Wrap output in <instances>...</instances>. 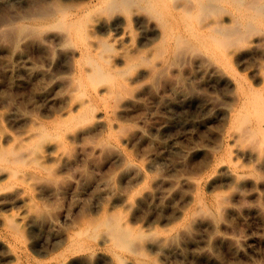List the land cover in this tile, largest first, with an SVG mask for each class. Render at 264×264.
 Returning a JSON list of instances; mask_svg holds the SVG:
<instances>
[{"label": "bare ground", "instance_id": "bare-ground-1", "mask_svg": "<svg viewBox=\"0 0 264 264\" xmlns=\"http://www.w3.org/2000/svg\"><path fill=\"white\" fill-rule=\"evenodd\" d=\"M35 8L18 19H6L0 35L14 48L34 44L47 64L62 54L67 57L68 72L55 78L65 105L49 120H31L22 135H13L6 143L0 135V177L5 176V182L14 179L30 187V179L44 178L50 167L44 163L43 146L59 137L55 141L61 150L53 155L62 160L68 145L64 128L93 120L99 108H104V115L98 114L97 121L108 117L100 145H118L113 119L124 103L132 102L133 73L142 66L152 86L167 87L185 99L201 96L204 82L225 89L229 102L224 133L209 151V165L215 169L211 180L224 176L235 184L245 181L246 175L238 170L240 164L234 161L236 153H264V0H36ZM28 72L36 82L48 75L39 65L30 66ZM245 143L249 147H242ZM117 156L132 165L120 148ZM136 168L143 183L126 194L128 210L154 196L148 174L141 166ZM181 180L191 185L188 198L196 203L186 223L204 220L213 230L223 213L235 214L229 196L206 195L191 176L176 179L174 186ZM4 188L0 182V192ZM15 195L26 213L18 217L4 214L10 202L0 197V234L4 237L22 234L25 220L29 225L35 223L36 217L28 214L35 215L37 202ZM154 231L150 238L147 229L135 226L123 209L102 208L96 216L83 217L51 259L68 264L71 256H88L97 248L108 252L111 264H157L148 248L167 247L181 254L169 244L176 236L173 228L150 232ZM5 247L14 264H24L21 254Z\"/></svg>", "mask_w": 264, "mask_h": 264}, {"label": "rangeland", "instance_id": "rangeland-1", "mask_svg": "<svg viewBox=\"0 0 264 264\" xmlns=\"http://www.w3.org/2000/svg\"><path fill=\"white\" fill-rule=\"evenodd\" d=\"M35 3L0 0V27L8 18L18 19L36 10ZM66 58L62 54L53 64H47L34 44L21 43L14 48L0 35V135L4 143L13 135H22L31 120H49L63 110L60 105H65V99L56 79L68 72ZM35 65L48 71L40 82L28 72ZM145 68L133 73V100L124 103L113 119L118 145H100L103 122L108 117L97 121L98 114L104 115V108H99L93 120L64 128L62 135L67 136L68 145L62 160L53 155L61 150L55 141L59 137L43 146L47 155L44 163L50 167L44 178L30 179L28 187L0 177L5 185L0 197L6 196L10 202L3 208L4 214L18 217L26 213L24 204L16 201V193L25 201L32 197L37 202L35 215L28 214L29 218L36 217L34 224L25 220L22 234L15 238L0 234L1 242L21 254L24 264L38 260L57 264L51 257L66 244L68 234L76 230L83 217L96 216L102 208L123 209L135 226L147 229L150 238L155 236L151 230L176 231L169 244L179 248L181 254L167 247L148 248L157 264H264V153H236L238 170L246 175L243 183L235 184L224 176L211 180L215 169L210 168L209 151L224 133L229 102L225 89L204 82L200 84L201 96L185 99L167 87L152 86ZM244 146L249 147L246 143ZM119 148L132 165L117 156ZM140 166L148 174L154 196L128 210L126 194L143 183L142 174H137L136 167ZM186 176L195 177L208 196L215 192L229 196L235 214L223 213L213 230L204 220L186 223L196 207L188 198L191 185L185 180L173 184ZM1 242L0 264H14ZM91 254L71 256L68 264H111L104 249L97 248Z\"/></svg>", "mask_w": 264, "mask_h": 264}]
</instances>
